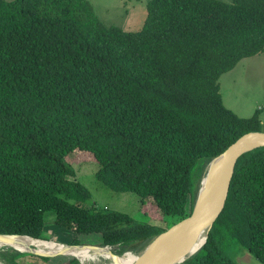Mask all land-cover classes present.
Segmentation results:
<instances>
[{"label": "trees", "instance_id": "trees-1", "mask_svg": "<svg viewBox=\"0 0 264 264\" xmlns=\"http://www.w3.org/2000/svg\"><path fill=\"white\" fill-rule=\"evenodd\" d=\"M263 51L264 0H150L137 31L106 26L88 0H0V233L47 238L53 214L102 246L144 247L192 212L213 157L262 130L260 110L246 118L224 104L219 79ZM75 150L165 224L90 203ZM240 249L264 264V147L240 157L206 245L183 264H240L228 254ZM33 257L81 264L0 250L8 264Z\"/></svg>", "mask_w": 264, "mask_h": 264}, {"label": "rangeland", "instance_id": "rangeland-1", "mask_svg": "<svg viewBox=\"0 0 264 264\" xmlns=\"http://www.w3.org/2000/svg\"><path fill=\"white\" fill-rule=\"evenodd\" d=\"M88 1L95 14L106 26H118L126 31H137L143 27L147 16V4L150 0ZM222 1L231 3L233 0ZM219 83L224 104L240 117H252L257 110L261 111L260 118L264 131V51L243 58L233 69L221 75ZM67 159L76 170V179L90 191V203L93 202L103 209L128 213L139 221L157 223L158 226L165 224L159 219L161 217L157 218L160 211L151 201L143 204L140 196L133 191H114L102 184L96 177L99 165L88 151L75 150ZM50 219L44 229V235L47 238L66 243L78 239L83 245H100L101 239L98 234L78 235L52 224L53 214ZM4 248L7 247H0V250ZM113 250L117 253L130 251L121 246H115ZM228 254L240 264H246L245 261L251 263V260L255 262L253 264H260L245 249L229 250ZM28 263L46 264L34 257L30 258Z\"/></svg>", "mask_w": 264, "mask_h": 264}, {"label": "water", "instance_id": "water-1", "mask_svg": "<svg viewBox=\"0 0 264 264\" xmlns=\"http://www.w3.org/2000/svg\"><path fill=\"white\" fill-rule=\"evenodd\" d=\"M264 147V131L252 130L241 135L236 141L228 146L222 153L213 157L205 167L201 180L203 181L205 172L210 165L217 160H220L221 165L215 178L209 183L207 188L202 194V184L200 190L197 192L195 204L192 212L180 218L172 224L165 231L154 236L144 247L132 248L134 250H142L141 256L135 261L134 264H183L194 255H196L207 243L209 233L217 218L222 213L230 192V186L235 174L238 160L245 153L250 152L256 148ZM201 181V183H202ZM205 231V239L200 246L189 250V242L197 236L203 234ZM19 236L26 237L32 240L60 245L62 251L55 254H42L32 250H25L24 252L34 253L41 256L53 257L58 255H69L77 258L81 264H100V261H83L80 257L74 255L72 251H78L86 246L92 247H115L121 245H106V246H93L81 244H70L63 241H53L49 238H36L29 235H16V234H3L0 237ZM31 246V245H30ZM123 246V245H122ZM18 250L14 246H5ZM259 262V261H258ZM0 263L8 264L0 258ZM255 263L251 260V263Z\"/></svg>", "mask_w": 264, "mask_h": 264}, {"label": "bare ground", "instance_id": "bare-ground-1", "mask_svg": "<svg viewBox=\"0 0 264 264\" xmlns=\"http://www.w3.org/2000/svg\"><path fill=\"white\" fill-rule=\"evenodd\" d=\"M221 165L220 160L215 161L210 165L208 170L205 172L202 184V194L205 191V188L209 185V183L215 178L219 171V166ZM200 185L198 192L200 190ZM205 239V231L203 234L197 236L196 238L192 239L189 244V250L191 251L192 248H196L200 246ZM31 245V246H30ZM5 246H14L18 250H32L42 254H55L59 251H62L60 245H54L51 243H44L36 240H32L26 237H19V236H11V237H0V247ZM129 250V249H128ZM121 251V250H120ZM142 250H134L130 249V251H126L123 253H117L113 250V247H92L86 246L83 249L78 251H72V253L78 257H80L83 261H100V264H134L135 261L141 256ZM86 259V260H85ZM3 264V263H0Z\"/></svg>", "mask_w": 264, "mask_h": 264}]
</instances>
